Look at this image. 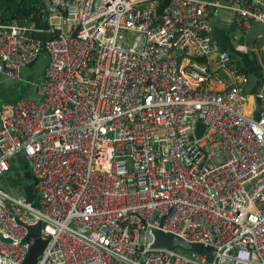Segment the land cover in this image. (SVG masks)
Segmentation results:
<instances>
[{
    "label": "built area",
    "instance_id": "1",
    "mask_svg": "<svg viewBox=\"0 0 264 264\" xmlns=\"http://www.w3.org/2000/svg\"><path fill=\"white\" fill-rule=\"evenodd\" d=\"M45 3L47 31L0 24L6 81L42 54L26 33L52 37L35 94L0 109V264H24L38 225L36 264H264V91L212 25L264 26V0ZM22 159L34 203L3 184ZM154 230L212 260L155 247Z\"/></svg>",
    "mask_w": 264,
    "mask_h": 264
},
{
    "label": "rangeland",
    "instance_id": "2",
    "mask_svg": "<svg viewBox=\"0 0 264 264\" xmlns=\"http://www.w3.org/2000/svg\"><path fill=\"white\" fill-rule=\"evenodd\" d=\"M254 28H262L264 32V26L263 25H254ZM253 30L246 34V38H252L253 36ZM237 44V42H235ZM243 50H240V52L235 55V59L238 62H244V56H248L250 61L248 64L250 65L253 61L260 63L261 59L259 58L257 54V50L255 47L253 48L254 51H252L248 46L240 47ZM46 60L45 58L39 60L37 64L34 67L26 68L22 71L21 79L18 81H5L3 76H0V106L2 107L4 104L13 102L15 100H18L20 97L32 95L33 92L41 85L42 79L44 75L42 76L43 70L45 67ZM244 66V65H243ZM252 66V64H251ZM32 92V93H31ZM15 169L13 172L8 175L7 177H4L3 184H7L10 188L13 190H19V192H23L31 201L32 203L36 202L38 200V193H36V187L31 182L26 181V179L23 177V173L25 171H22L21 165H16L14 167ZM6 185V186H7Z\"/></svg>",
    "mask_w": 264,
    "mask_h": 264
},
{
    "label": "water",
    "instance_id": "3",
    "mask_svg": "<svg viewBox=\"0 0 264 264\" xmlns=\"http://www.w3.org/2000/svg\"><path fill=\"white\" fill-rule=\"evenodd\" d=\"M39 1V21L37 24L38 30H49V25L47 23L48 20V10L45 3V0H38ZM209 1V0H206ZM34 38L42 43L43 50L46 52V44L52 41V37L49 36L47 33H41L40 31L36 32L34 34ZM205 130V126L202 122L198 124L197 127V137L201 138ZM33 184L36 187L38 184L37 178L33 179ZM37 193V191H36ZM70 228L83 233L85 235H89L87 231H84L83 229L71 224ZM41 226L38 225L33 228H29V234L27 238H33L35 240V244L32 246L31 250L29 251L24 264H36L38 261L39 256L42 255L46 245L47 241L43 240L40 235ZM154 238H155V247L157 248H165L170 250L178 249L185 253H198V254H208L209 261L212 260V255L210 254L212 251L211 247H205L202 244H194L189 243L185 241L184 239L173 235V234H166L162 232L161 230H154L153 232ZM1 238V236H0Z\"/></svg>",
    "mask_w": 264,
    "mask_h": 264
},
{
    "label": "crops",
    "instance_id": "4",
    "mask_svg": "<svg viewBox=\"0 0 264 264\" xmlns=\"http://www.w3.org/2000/svg\"><path fill=\"white\" fill-rule=\"evenodd\" d=\"M227 3H229L230 0H225ZM212 25H213V36L214 40L221 46L222 49L230 50V51H240L243 50L240 47H246L248 46L252 51L253 48L257 50V54L259 58L261 59L260 63H257L256 61L252 62L249 65L248 62L250 61L248 56H244V62L246 65H244L249 72L250 76V83L248 85V92L251 95H258L259 92L264 91V32L262 28H252L253 30V36L252 38H246L243 40L244 45L237 46L236 49H234L235 42L240 40L241 33L235 30L233 23L231 22L230 13H227L226 11H220L218 13H215L212 19ZM251 30V31H252ZM237 45V44H236ZM263 54V57L261 56ZM47 60V57H46ZM1 76V75H0ZM5 80V79H4ZM6 81V80H5ZM1 86V83H0ZM31 95V94H30ZM27 96L20 97L18 100H15L13 102H9L4 104L2 107L0 106V109L3 107L13 104L21 99L26 98Z\"/></svg>",
    "mask_w": 264,
    "mask_h": 264
},
{
    "label": "trees",
    "instance_id": "5",
    "mask_svg": "<svg viewBox=\"0 0 264 264\" xmlns=\"http://www.w3.org/2000/svg\"><path fill=\"white\" fill-rule=\"evenodd\" d=\"M168 6H169V3H168V1H166L165 4L162 5L160 10L163 11ZM39 15H40V10H39V1L38 0H0V24L1 25L19 24L21 26H26L29 28H37V24L39 21ZM233 26H234L235 30L240 33L237 25L233 23ZM250 32H248V33H250ZM248 33H245L242 31L241 36H240V40L237 41V45L235 43L234 49H236L237 46H239V45L245 44V43H243V40L246 37L245 35ZM25 36L27 38L33 39L34 33L28 32L25 34ZM222 50L227 52L230 55L231 59H233L234 61L239 63L242 66V68L249 74V72L246 70L247 68L245 66H243V65H246L245 62H238L235 59V55H237L240 51L235 52V51H230V50H225V49H222ZM261 56L263 57V54H261ZM46 57H47V60H46ZM43 58H45V60H46V63H45L46 68L43 70L42 76L43 75L45 76V72H46L47 66L49 64V57L47 55V52H45L44 50H42V54L40 55L39 60H41ZM263 60H264V58H263ZM38 61H36L34 64L30 65L29 67H34ZM29 67H27V68H29ZM41 81H43V79ZM34 92L32 95H28L26 98L32 97L35 94ZM18 165H21L22 171H25L23 173V177L26 179V181L33 183L34 175L31 171V169L29 168V166L26 164L25 159H22ZM15 166L16 165L12 166L11 173L15 169L14 168Z\"/></svg>",
    "mask_w": 264,
    "mask_h": 264
}]
</instances>
